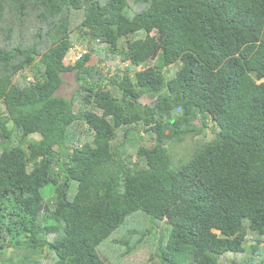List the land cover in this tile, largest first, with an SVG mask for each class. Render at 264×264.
<instances>
[{
	"label": "trees",
	"instance_id": "trees-1",
	"mask_svg": "<svg viewBox=\"0 0 264 264\" xmlns=\"http://www.w3.org/2000/svg\"><path fill=\"white\" fill-rule=\"evenodd\" d=\"M263 79L264 0H0V264H124L148 236L158 264H264Z\"/></svg>",
	"mask_w": 264,
	"mask_h": 264
},
{
	"label": "rangeland",
	"instance_id": "rangeland-1",
	"mask_svg": "<svg viewBox=\"0 0 264 264\" xmlns=\"http://www.w3.org/2000/svg\"><path fill=\"white\" fill-rule=\"evenodd\" d=\"M155 32H156L155 29H152L150 33L155 34ZM73 34L78 37L74 41V43L77 42V44L79 45L78 49L81 51H83V49L86 50L88 48L89 42L87 40L84 41L81 39L83 36V31L81 32L79 29H76V30H74ZM138 35L144 36V32L139 33ZM86 36H88V35H86ZM95 40H93V41H95V43H93V46H95L94 47L95 51L93 53H91L90 59L88 60V63L85 66V68L89 69V70H87L88 74L91 72H93V73L96 72V74L94 75V78H98L101 75L104 79L107 76V73H106L107 71H106L104 64L100 63L98 60V58L100 56V50H101L102 46H104V44H100L101 43L100 40H98V38H96V37H95ZM71 49H72V47H70L69 50H71ZM64 62L68 63L69 61L66 58L64 60ZM124 64L126 65L127 63H124ZM146 65H148V64L145 63L144 65H140V66H132V70L130 71V74H133L135 70H138L142 67H145ZM173 74H174V69L172 70V72H170L169 75L171 76ZM61 77H62V83L59 86V88L57 89V91L55 92V94L59 95V96H63L65 98H73L74 92L78 88L77 81L75 80L74 72L73 71L72 72L71 71L64 72L61 74ZM151 99L152 98H150L148 96H141L139 98V101L141 103H149V102H151ZM75 101H76V97H75ZM74 111H76L75 107H74ZM0 113H3V114L6 113V109L4 108L2 103H0ZM71 129L78 131L79 133L78 132H76V133L79 136V138H81V136L83 137V135H84V132H82V130L85 129V125H84L83 121L77 120L73 124ZM139 134H140V140L138 141V143L134 144L133 147H130L127 149V154L134 161H136L138 158L134 148L136 149L137 145L144 144V145L149 146L152 143V141L150 139V135L148 133L140 131ZM120 136H121V134L119 135V137ZM212 137H213V134L210 131V129L205 127L201 131V133L195 134L193 136H187L181 142H177V141L174 143L169 142L168 144H169V147L171 150L170 151V156H171L170 164H171L172 168L176 167L179 164L177 162H179L180 158H182L184 160V162H185V160L187 161L189 159V155H190L191 151L193 150V148L196 145H199L203 141L210 140ZM171 153L174 157L171 155ZM137 213H139V212H137ZM140 214H139V216L141 217V221H146V218ZM129 219L130 218H128V220ZM143 224H144V222L142 223V225ZM143 226H146V224H144ZM158 229H160V227H158ZM149 238H150V236H148V238L145 239V241L141 245L138 246V249L134 253H132L130 255V257L125 258L127 260L124 262V264H158L156 257H154L153 259H150L155 254V250L153 249L155 246V243L153 246H150V243H149L150 239ZM156 240H157V237H155L153 239L154 242H156ZM15 252L16 251L11 250L10 247H7L6 251H5V253L10 254V255L15 254ZM250 252H252V251H248V253H246L245 255H242V254L233 255L230 253L227 255V260H231V264H237V262L240 261L241 258H246L247 256H249ZM262 255H263V253H261V251L256 252L251 259L252 263L254 262V260L255 261L257 260V262H255V263H258L260 261L259 258L262 257ZM36 256L38 257V254ZM232 258H234V259H232ZM219 264H230V263H228L226 260L223 259Z\"/></svg>",
	"mask_w": 264,
	"mask_h": 264
},
{
	"label": "clouds",
	"instance_id": "clouds-1",
	"mask_svg": "<svg viewBox=\"0 0 264 264\" xmlns=\"http://www.w3.org/2000/svg\"><path fill=\"white\" fill-rule=\"evenodd\" d=\"M78 44H76V43H74L73 44V46H71L72 48H75V49H77L78 50V52L80 53V55L79 56H77V57H75V55L74 54H72L71 53V50L69 51V53H68V55L66 56V58L70 61V62H75V60H77L78 58H80V56L84 53V49H83V51H81V50H79L78 49ZM82 47V46H81ZM81 51V52H80Z\"/></svg>",
	"mask_w": 264,
	"mask_h": 264
},
{
	"label": "built area",
	"instance_id": "built-area-1",
	"mask_svg": "<svg viewBox=\"0 0 264 264\" xmlns=\"http://www.w3.org/2000/svg\"><path fill=\"white\" fill-rule=\"evenodd\" d=\"M81 52V51H80ZM71 53L72 54H74L75 55V57H77V56H79L80 55V53L78 52V50L77 49H75V48H72L71 49Z\"/></svg>",
	"mask_w": 264,
	"mask_h": 264
},
{
	"label": "bare ground",
	"instance_id": "bare-ground-1",
	"mask_svg": "<svg viewBox=\"0 0 264 264\" xmlns=\"http://www.w3.org/2000/svg\"><path fill=\"white\" fill-rule=\"evenodd\" d=\"M73 41V40H72ZM71 44V43H70ZM76 44H77V42H76Z\"/></svg>",
	"mask_w": 264,
	"mask_h": 264
}]
</instances>
